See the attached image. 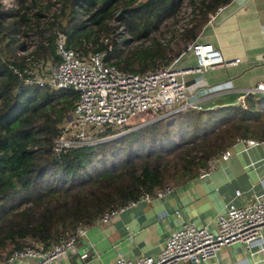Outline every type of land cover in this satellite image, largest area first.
Segmentation results:
<instances>
[{
    "label": "trees",
    "instance_id": "1",
    "mask_svg": "<svg viewBox=\"0 0 264 264\" xmlns=\"http://www.w3.org/2000/svg\"><path fill=\"white\" fill-rule=\"evenodd\" d=\"M231 1L54 0L58 8L49 17L42 8L35 13L42 25L32 31L39 41L31 54H21L32 43L18 35L29 37V10L39 7V0H17V9L0 8V259L25 247L49 249L107 211L193 179L202 168L208 171L210 162L239 140H264V102L248 95L247 107L236 102L179 112L57 157L55 142L78 92L25 81V70H32L36 60L58 59L59 32L67 35L68 47L84 54L106 49L101 35L110 34L114 49L108 61L128 72L156 70L196 41L210 15ZM187 2L194 20L181 32L183 48L176 51L151 35ZM120 27L129 37L121 38ZM144 39L150 43L130 47ZM119 132L110 129L104 135Z\"/></svg>",
    "mask_w": 264,
    "mask_h": 264
},
{
    "label": "built area",
    "instance_id": "2",
    "mask_svg": "<svg viewBox=\"0 0 264 264\" xmlns=\"http://www.w3.org/2000/svg\"><path fill=\"white\" fill-rule=\"evenodd\" d=\"M224 7L211 14L208 23H212ZM19 37L22 38V35L19 34ZM102 41L107 44L106 49L84 54L68 47L67 35L59 32L55 42L58 59L40 58L34 62L32 70H25L29 75L25 79L26 83L78 92V100L62 124L61 134L55 142L54 154L57 157L69 149L93 146L119 136L121 132L112 136H105L104 133L110 129L121 131L136 117H150L151 121H158L191 109L204 110L210 107L207 105L208 101L234 90L225 84L210 86L202 80L193 85L187 83L186 77L189 75H199L210 69L240 63V59L226 60L210 43L198 40L191 42L169 64L156 70L137 73L122 70L113 60L108 61L107 57L113 51L114 45L109 38ZM36 47L37 43H32L29 50L21 54H31ZM188 52L194 56L195 63L183 64ZM11 68L23 78L22 71L15 66ZM255 94H264V83L244 89L238 102L247 107L246 97ZM259 142L264 143V140L249 141L251 144ZM174 191V186L168 185L155 194H146L138 200H131L123 207L107 211L98 222H109L124 208L139 201L164 198ZM237 195H241L240 191ZM176 213L180 216V211ZM86 235L87 226H80L67 239L49 249L41 246L25 247L7 258L0 259V264H13L16 260L57 264L72 253L86 261L89 254L80 252L78 248L79 241ZM259 240L264 241V193L255 196L250 202L227 206L216 219V230L185 222L166 240L158 255L136 259L120 256L113 264H202L217 258L225 246L236 243L249 245Z\"/></svg>",
    "mask_w": 264,
    "mask_h": 264
},
{
    "label": "crops",
    "instance_id": "3",
    "mask_svg": "<svg viewBox=\"0 0 264 264\" xmlns=\"http://www.w3.org/2000/svg\"><path fill=\"white\" fill-rule=\"evenodd\" d=\"M197 40L212 44L226 60H241L234 66L186 77L189 85L202 80L210 86L234 88L208 101L206 109L238 103L244 89L264 83V0H232L212 23L207 22ZM184 59L183 64L195 63L190 52ZM250 140L233 144L211 161L208 171L174 185L175 191L164 198L139 201L109 222L87 226L86 237L78 243L79 251L89 254L86 261L72 253L57 264H113L120 256H156L185 222L216 230V219L227 206L250 202L264 193V143L251 144ZM263 243L225 246L217 258L202 264H264ZM13 264L36 263L16 260Z\"/></svg>",
    "mask_w": 264,
    "mask_h": 264
},
{
    "label": "rangeland",
    "instance_id": "4",
    "mask_svg": "<svg viewBox=\"0 0 264 264\" xmlns=\"http://www.w3.org/2000/svg\"><path fill=\"white\" fill-rule=\"evenodd\" d=\"M54 0H39L38 6L39 7H33L31 10L30 16L32 17L31 20V26L33 27V30L29 31V37H22L21 40L27 41L28 44L31 43H38L39 37L34 34L33 32H36L38 30V24L42 25V21H40L36 18V12L38 9L42 8L41 10L42 13H45L48 17L51 15L56 9L58 8V5H54ZM32 7V6H31ZM49 7V9H47ZM0 8L4 10H10V9H17L19 8V4L17 0H0ZM193 8L192 6L187 2L186 5L181 9L180 13L178 14L177 17L171 18L163 22L159 29L154 31L153 34L151 35L160 39L162 42H167V44L172 45L175 47V50H179V48H183V44L179 43L181 39V29L182 28H187L191 25L192 21L194 20V13H193ZM45 21V19H44ZM23 30V29H22ZM33 31V32H32ZM119 32L124 33L121 38L123 37H129V33L125 27H120ZM112 35V34H111ZM19 36V35H18ZM101 39L104 38H109L111 39L112 37L110 34L104 33L101 35ZM150 43V39H144L142 41H134L130 47L134 48L140 45H148ZM188 79V78H187ZM187 83L188 80H187ZM253 99L256 100L257 102L260 101L262 94H255L252 95ZM171 118H167L169 120ZM155 121H151V118L149 117H136L134 118L131 123L124 129L121 130V134L127 133L129 131L135 130L137 128L143 127L149 123H152ZM211 163V162H210ZM201 172H205L203 168L201 169Z\"/></svg>",
    "mask_w": 264,
    "mask_h": 264
},
{
    "label": "water",
    "instance_id": "5",
    "mask_svg": "<svg viewBox=\"0 0 264 264\" xmlns=\"http://www.w3.org/2000/svg\"><path fill=\"white\" fill-rule=\"evenodd\" d=\"M260 102H264V94L262 95L261 99H260ZM138 129V128H137Z\"/></svg>",
    "mask_w": 264,
    "mask_h": 264
}]
</instances>
